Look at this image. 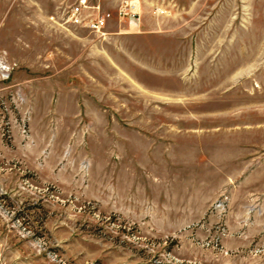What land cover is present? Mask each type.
I'll return each mask as SVG.
<instances>
[{"label":"rangeland","instance_id":"obj_1","mask_svg":"<svg viewBox=\"0 0 264 264\" xmlns=\"http://www.w3.org/2000/svg\"><path fill=\"white\" fill-rule=\"evenodd\" d=\"M75 1L0 0V264H264V0Z\"/></svg>","mask_w":264,"mask_h":264},{"label":"built area","instance_id":"obj_2","mask_svg":"<svg viewBox=\"0 0 264 264\" xmlns=\"http://www.w3.org/2000/svg\"><path fill=\"white\" fill-rule=\"evenodd\" d=\"M122 10L123 8L119 10L121 15ZM109 18L110 13L102 11L99 3L93 4L90 0H76L67 8L62 22L68 25H79L99 33L106 26ZM1 68L8 70V67L2 66Z\"/></svg>","mask_w":264,"mask_h":264}]
</instances>
